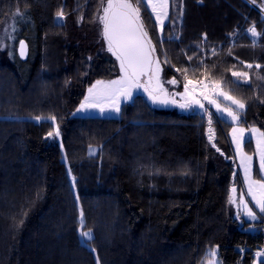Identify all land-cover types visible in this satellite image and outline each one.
<instances>
[{"label": "trees", "instance_id": "obj_1", "mask_svg": "<svg viewBox=\"0 0 264 264\" xmlns=\"http://www.w3.org/2000/svg\"><path fill=\"white\" fill-rule=\"evenodd\" d=\"M101 4L0 0V35L10 20L18 25L10 50L0 48V264H97L96 254L100 264H204L216 246L224 264H264V214L248 220L237 210L244 184L234 121L214 113L209 125L201 111L158 109L143 95L118 116L73 115L95 81L116 74L95 22ZM170 4L162 34L140 5L165 72L218 85L215 97L240 114L237 123L264 132V0ZM253 24L261 35L247 32ZM57 125L59 137H48ZM245 149L260 180L253 138ZM233 186L237 202L229 203ZM81 221L93 231L90 245Z\"/></svg>", "mask_w": 264, "mask_h": 264}, {"label": "snow or ice", "instance_id": "obj_2", "mask_svg": "<svg viewBox=\"0 0 264 264\" xmlns=\"http://www.w3.org/2000/svg\"><path fill=\"white\" fill-rule=\"evenodd\" d=\"M103 2V0H102ZM202 2V0H201ZM254 2V0H253ZM140 5H143L145 10L149 14V18L155 21H159L161 26V31L163 30L164 20L168 18V7L169 0H136L134 5L131 0H107V6L103 8L104 15L99 17L103 21V35L108 42V51L113 52L117 55V58L120 60V68L123 71L124 75L120 77L119 80L109 81L105 83L104 81H96V83L88 89V96L85 97L84 103L81 104V109L96 107L99 108L98 103H89V100H95L100 96H105L113 101V108L118 112L119 108L115 104V101L120 97L124 96L126 98L131 96V90L133 88L144 87L139 83L141 76L148 74L149 83L152 82L153 78L156 79L157 87L159 88V72L161 71L159 62L152 58V53L154 51V46L151 44L150 38L148 37L147 31L143 20L140 15ZM15 15L22 16L23 13L17 9ZM65 13L63 9L59 10L56 13V18L63 19ZM182 15V12H181ZM82 19V17H81ZM247 32L250 33L253 37L261 35L256 31L255 25L247 29ZM21 44V55L24 54V44ZM191 59V57H189ZM167 63V61H165ZM155 64V67H153ZM249 68L252 65H248ZM259 67V65H257ZM180 71V69H177ZM187 71L186 69L184 70ZM234 76H241L245 79L247 78V73H232ZM187 80V77L185 76ZM264 79V78H262ZM169 84H175L177 81L175 79L169 80ZM191 81H188L184 84V95L190 96L189 84ZM148 92V95L152 98L153 101L160 99L159 96L154 95L151 90L148 88L144 89ZM224 99L231 101L237 109L243 111L245 104L239 100L234 99L233 97L227 95L226 93H221ZM207 99V97H205ZM166 102V101H164ZM211 104L216 106L218 113H227L234 121H239L240 116L236 112L232 111L230 108H221L220 105L215 101L211 100ZM192 104L199 105L200 108H203V105L200 104L199 100H196L194 97L189 100L188 103L180 105L182 108H189ZM205 111H207L205 109ZM42 119H47L55 121L54 116L41 117L36 116V121H41ZM208 123L211 125V113H208ZM250 132H258L257 129H249ZM212 132L211 127H209V133ZM233 139L236 140L237 150H239V139L236 134L239 133L241 136L245 132V129L233 128ZM60 131L59 126L57 125L53 131L47 133L48 137H59ZM208 139L211 141L213 136L210 134ZM257 150L260 155L259 160V170L261 172L260 180H253L251 177L250 162L252 160L251 156L245 155L241 160V163L244 166V175L247 180V193L254 201V206L259 209V212L264 214V132H259L257 139ZM236 193L237 189L233 186L230 190V195L228 197L229 203H236ZM244 190L240 192V203L245 209V215L256 219V213L252 211V208L248 206V202L243 199ZM83 212L81 211V217ZM23 221H21L22 223ZM79 235L83 238L82 243L85 245L88 244L92 239L91 229L85 231L83 230V221H81V227ZM264 255V253L258 254ZM211 257V259H208ZM216 250L209 249L206 253V259L204 264H217L215 259ZM98 259V257H97Z\"/></svg>", "mask_w": 264, "mask_h": 264}, {"label": "rangeland", "instance_id": "obj_3", "mask_svg": "<svg viewBox=\"0 0 264 264\" xmlns=\"http://www.w3.org/2000/svg\"><path fill=\"white\" fill-rule=\"evenodd\" d=\"M131 2L135 5V3L131 0ZM107 6V0H103L101 6L99 7L97 14H96V26L98 28H100V31H102L103 33V21L101 19H99V17H102L104 15L103 12V8ZM170 10H171V4H170V0H169V7L167 9L168 11V18L164 20V25H163V30L161 31V26L159 21H156L158 24V28H159V32L162 34L164 31V27L166 25V23L169 20V16H170ZM140 15H141V10H140ZM56 21L58 23H63L65 21V16L63 17V19H57ZM9 24L7 25L6 31L4 33H2V35H0V48L2 50H4L5 48H8L10 50L11 45L14 44V34L16 33V29L18 28V25L15 23V21L10 20V22H8ZM113 54V57L115 59V72L116 74L111 77V78H102L99 79V81H104L105 83L109 82V81H114V80H119L121 76L124 75L123 71L120 68V60L117 58V55ZM154 60L159 62V66L161 71L159 72V85L160 87H157L156 84V79L153 78L152 82L149 83V78L148 75L147 76H143L142 78L139 79V83L141 85H143L144 87L141 88H133L131 90V96L126 98L124 96H120L116 101L115 104L118 106L119 111L117 112L115 110V108H113V101L105 96H100L95 100H89V103H98L100 105L99 108L96 107H92V108H86V109H81L80 106L82 103H84L85 101V97L88 96V89L90 87H92L96 81L87 89L86 94L81 102V104L79 105V107L77 109H75L73 111V115H78V116H86V115H101V116H118L120 114V108L122 107L123 104L130 102L134 96L136 95H143L148 102L155 108L158 109H164V110H169V111H176L179 113H193V112H199L201 111L202 113L208 115V113H211V120L213 118V116L216 114L218 116L224 117L228 120L234 121L232 120L230 117H228L227 113H218L216 110V106L214 104H211L210 101L211 100H215L221 108H230L232 111L236 112L237 115L240 116V114L235 110L232 109L231 107H228L227 105H225L224 103H221L216 97L215 94L217 92H220L218 85H211L210 81L207 80L206 85L205 86H201L199 85L198 82H193L191 80V83L189 84V90H190V96L189 95H184L185 89H184V84L187 83L190 80H186V82L181 81L177 76L175 75H169L165 72V68H164V64L162 62V60L159 57H155L154 56ZM153 67H155V64H153ZM175 79L177 81V83L175 84H169L168 81ZM205 80V79H202ZM98 81V80H97ZM148 88L149 90H151L153 92L154 95H157L160 97L159 100L157 101H153L152 98L148 95V92L145 91L144 89ZM195 98L196 100L200 101V104L203 105V108H200L199 105L196 104H192L191 107L189 108H182L180 105L188 103L189 100L191 98ZM207 97V99L205 98ZM166 101V102H164ZM205 109L207 111H205ZM215 113V114H214ZM214 114V115H213ZM214 121H211V123ZM235 125L232 127L233 128H243L245 129V132L243 133V135L241 136L239 133L236 134L237 138L239 139V150H237V143L236 140L233 139V132L231 129L230 132V139L232 141V145H233V149H234V156L235 159L237 161V164L239 165L240 168V174H241V178L244 184V196L243 199L246 200L248 202V206L250 208H252V211L256 213V219H258L260 217V212L259 209L257 207L254 206V201L252 200V198L248 195L247 193V180L245 178L244 175V166L241 163V160L243 159V157L245 155L247 156H251L252 160L250 162V170H251V177L253 180H257L255 177V155L254 154H250L249 152L246 151L245 149V141L248 138H253V136H251L249 134L248 128L242 125H239L237 123V121H234ZM212 132L209 133V129L207 130V136L209 137V135L211 134L213 136V139L210 141L213 147L218 148L219 147V142L216 139L215 136V132L213 127H211ZM240 199L241 197L239 196L238 198V213L240 216L248 219V220H255L252 219L251 217H248L247 215H245V209L244 207L241 205L240 203ZM81 219L83 220L84 217L82 216ZM92 231V230H91ZM92 236H93V231H92ZM83 240V238H81ZM88 245H90V243L88 242ZM92 247V246H91ZM93 248V247H92ZM94 249V248H93ZM211 249H215L216 250V261L217 264H224L221 257L219 256V247L216 246L214 248ZM96 254V252H95ZM261 254V253H259ZM262 258H264V255H259ZM97 254H96V258H97ZM208 259H211V257H208ZM97 264H100L99 259H97Z\"/></svg>", "mask_w": 264, "mask_h": 264}, {"label": "crops", "instance_id": "obj_4", "mask_svg": "<svg viewBox=\"0 0 264 264\" xmlns=\"http://www.w3.org/2000/svg\"><path fill=\"white\" fill-rule=\"evenodd\" d=\"M248 128V130L249 129H252V128H255V129H257L258 130V132H250L249 131V134L251 135V136H253V141H254V145H255V154H256V161H257V164H258V166H259V160H260V155H259V152H258V150H257V139H258V135H259V132H263L260 128H258V127H247ZM258 169H259V167H258ZM259 173H260V176H261V172H260V170H259ZM262 178V177H261Z\"/></svg>", "mask_w": 264, "mask_h": 264}, {"label": "water", "instance_id": "obj_5", "mask_svg": "<svg viewBox=\"0 0 264 264\" xmlns=\"http://www.w3.org/2000/svg\"><path fill=\"white\" fill-rule=\"evenodd\" d=\"M23 42V44H24V49H23V52H24V54L23 55H21L23 58H26L27 57V55H28V43H27V41L26 40H23L22 41ZM20 53H21V45H20ZM152 58L154 59V53H152ZM148 74L147 73H145V75H143V76H147ZM143 76H141L140 78H142Z\"/></svg>", "mask_w": 264, "mask_h": 264}, {"label": "built area", "instance_id": "obj_6", "mask_svg": "<svg viewBox=\"0 0 264 264\" xmlns=\"http://www.w3.org/2000/svg\"><path fill=\"white\" fill-rule=\"evenodd\" d=\"M206 82H207V79H205V80H201V81H199L198 83H199V85H201V86H205V85H206ZM261 253H264V248L261 250Z\"/></svg>", "mask_w": 264, "mask_h": 264}]
</instances>
